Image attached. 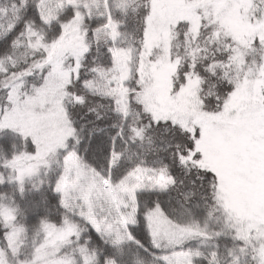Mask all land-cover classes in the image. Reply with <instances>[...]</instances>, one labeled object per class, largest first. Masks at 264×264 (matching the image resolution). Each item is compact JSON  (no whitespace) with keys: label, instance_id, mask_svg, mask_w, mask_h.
<instances>
[{"label":"snow or ice","instance_id":"6c2138e0","mask_svg":"<svg viewBox=\"0 0 264 264\" xmlns=\"http://www.w3.org/2000/svg\"><path fill=\"white\" fill-rule=\"evenodd\" d=\"M0 264H264V0H0Z\"/></svg>","mask_w":264,"mask_h":264}]
</instances>
